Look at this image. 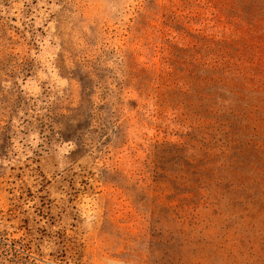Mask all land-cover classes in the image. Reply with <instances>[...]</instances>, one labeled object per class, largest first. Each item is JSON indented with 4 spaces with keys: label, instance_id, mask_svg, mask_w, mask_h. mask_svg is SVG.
<instances>
[{
    "label": "rangeland",
    "instance_id": "rangeland-1",
    "mask_svg": "<svg viewBox=\"0 0 264 264\" xmlns=\"http://www.w3.org/2000/svg\"><path fill=\"white\" fill-rule=\"evenodd\" d=\"M0 264H264V0H0Z\"/></svg>",
    "mask_w": 264,
    "mask_h": 264
},
{
    "label": "trees",
    "instance_id": "trees-1",
    "mask_svg": "<svg viewBox=\"0 0 264 264\" xmlns=\"http://www.w3.org/2000/svg\"><path fill=\"white\" fill-rule=\"evenodd\" d=\"M226 73H231V69L230 68H228L227 69V71H226ZM215 83H218V80H213ZM249 81H247V83H248ZM250 85V84H249ZM239 96H240V92H239Z\"/></svg>",
    "mask_w": 264,
    "mask_h": 264
}]
</instances>
